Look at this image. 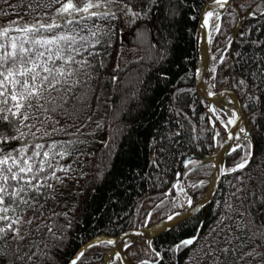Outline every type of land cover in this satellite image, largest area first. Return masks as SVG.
I'll return each instance as SVG.
<instances>
[{"label":"trees","instance_id":"trees-1","mask_svg":"<svg viewBox=\"0 0 264 264\" xmlns=\"http://www.w3.org/2000/svg\"><path fill=\"white\" fill-rule=\"evenodd\" d=\"M207 1L171 0L176 15L169 19L163 11L169 0H163L160 9L144 21L141 33L137 32L140 21H99L111 31L101 37L99 55L88 57L93 67L79 74V84L67 94V103L55 115L58 127L65 131L52 137L75 140L71 135L75 133L84 142L74 143L70 155L59 159V164L70 166V171L57 173L63 182H53L55 199L47 201L44 214L41 216L39 210L44 204L41 198L36 205L37 219L20 226L25 239L9 240L7 247L0 241V248L8 252L7 258L0 256V264H70L96 239L152 227L181 210L174 191L181 165L192 154L212 155L215 136L218 134L220 142L226 133L215 114L209 112V103L200 97L195 81L200 18ZM260 2L234 0L212 43L215 88L236 93L254 140V147L248 139L233 151L227 157V166L236 167L245 159L249 162L224 175L207 209L152 241L140 238L131 244L126 253L132 264H264V203L252 195L264 194V83H260V90L251 89L261 97L259 101L250 99L237 84L241 78L251 82L249 73L256 67L253 57L264 56V15H251ZM49 3L51 0L0 2V26L14 20L21 24L47 20L61 3L35 6ZM13 4L18 6L15 10L9 7ZM43 12L48 17L39 15ZM239 21L241 28L235 37ZM96 22L93 18L91 24ZM153 37L160 39L159 46H154ZM148 53L151 61L147 60ZM87 88L95 92L86 100ZM103 93L109 98L102 101ZM217 111L226 118L223 111ZM213 175V164L198 161L188 168L183 182L192 197V207L204 198ZM53 213H67V217ZM33 215L29 208L23 220ZM68 221L72 227L65 229ZM49 225L57 237L63 235L64 239L53 238ZM190 238H195L193 244L174 249L181 240ZM17 246L19 253L15 251ZM225 247L227 253L222 251ZM37 248L47 255L32 256L31 261L27 256L23 261L17 259L24 253L32 255ZM114 248V244L100 242L77 264H107L106 258ZM154 249L162 259L155 256ZM249 252L252 255H246Z\"/></svg>","mask_w":264,"mask_h":264},{"label":"snow or ice","instance_id":"snow-or-ice-1","mask_svg":"<svg viewBox=\"0 0 264 264\" xmlns=\"http://www.w3.org/2000/svg\"><path fill=\"white\" fill-rule=\"evenodd\" d=\"M0 2L7 4V0ZM162 2L163 0H81L80 3H74L73 0H66L61 3V0H51L49 4L35 6L52 7L55 3H61L47 20L34 19L23 24L14 20L6 26H0V241H4L5 247L9 240L25 239V236L20 234V226L23 223L31 225L33 220L37 219L36 205L41 198L44 204L39 205V210L41 216L44 214L42 209L47 201L55 199L52 194L53 182H63L57 173L70 171V166L60 165L59 159L70 155V148L74 143L84 142L75 133L71 134L76 137L75 140L52 137L65 131L58 127L59 121L55 115L67 103V94L79 84V74L84 69L93 67L88 57L99 55L97 45L101 44V37L111 31H106L107 26L101 25L99 21L121 20L126 24L140 21L137 32L141 33L144 21L154 10L160 9ZM228 2L229 0H215L221 8ZM9 7L15 10L18 6L13 4ZM28 7L35 10L32 4ZM241 8H251V5H241ZM163 11L169 19L176 15L171 0ZM257 13L264 15V0L256 5V11L251 12V15L256 16ZM39 15L48 17L49 14L43 12ZM204 15V24L207 25V18L212 17L213 12L207 11ZM93 18L97 22L91 24ZM159 31L157 28V32ZM153 39L154 46H159L160 39ZM253 60L256 67L250 70L251 82L241 78L237 84L250 99L259 101L261 97L254 95L251 89L260 90V83H264V56L253 57ZM100 63L102 65L103 62ZM97 127H100L99 123ZM14 141L17 143H13ZM246 163L247 159L236 167L243 168ZM45 189L48 190L47 194ZM252 195L264 203V194L259 197H256L255 193ZM191 203V199L187 198V204L190 206ZM29 208L33 210L34 215L24 221L23 215ZM52 215L67 217V213ZM179 215H169L168 220L171 221L174 216ZM47 227L53 238L64 239L63 235L57 237L50 225ZM71 227V221L64 225L65 229ZM35 231L38 232L39 228ZM194 239L181 240L174 249L178 251L181 246L191 245ZM107 243L114 244L115 241L109 239ZM92 246L90 243L86 247ZM15 251L20 252L19 246ZM153 251L155 256L161 257L159 251ZM222 251L227 253L229 249L225 247ZM38 254L42 257L47 255L40 253L37 248V252L32 255L24 253L17 255V259L23 261L27 256L28 261H31L32 256ZM83 255L84 253L80 252L71 264H77V259ZM246 255H252V252ZM0 256L7 258L8 252L0 248Z\"/></svg>","mask_w":264,"mask_h":264},{"label":"water","instance_id":"water-1","mask_svg":"<svg viewBox=\"0 0 264 264\" xmlns=\"http://www.w3.org/2000/svg\"><path fill=\"white\" fill-rule=\"evenodd\" d=\"M234 0H229L228 4L225 5V7L221 8L220 12V21L218 28L221 24L222 17L227 10V8L233 3ZM216 4L215 0H208L202 10L201 18H200V45H199V61L196 68V75H195V81H196V87L198 89L200 97L209 103L210 106H217L221 110L224 108V105L222 104V99L224 96L229 95L231 99L234 102L235 109L239 116V121L234 124L230 129L226 130V134L221 139L219 146L217 150L209 156H204L200 154H192L189 157L185 159L183 164L181 165L180 171L182 169H185L189 162L196 158H201V162L204 164H213L214 165V175L209 183L208 190L204 196V198L194 207H191L188 211H181L179 212V216L175 217L173 220L165 219L158 223L155 226L152 227H144L139 229H132L129 231H126L119 235L116 238H110L111 240H114L115 248L112 250V252L107 256L106 263L109 264V259L111 260L112 257H119L123 260L124 264H132L129 256L126 253V249L135 241H137L140 238H145L148 240H154L156 237L174 229L178 225L182 224L187 219L199 214L203 210L207 209L213 202L219 188L221 181L226 174H230L236 170H239L241 168H230L227 166V157L238 147L230 149L229 146L234 143L237 140V137L243 127H245V131L248 133V135L245 136V140L251 139L253 141V147H254V140L251 136V130L249 127L248 120L244 114L241 102L239 98L237 97L236 93L230 89H223V90H214L213 93H206L202 88V82L204 79L205 72L208 70L209 67V61L211 59V50H212V43L214 41L215 35L218 32V28L215 30V32L212 35V38L210 36V30L208 25L204 24L205 19V13L207 11H210L213 7L212 5ZM241 28V22L239 21L235 37L237 36L239 29ZM225 109V108H224ZM254 154V149L252 152V156ZM249 160L247 161V163ZM246 163V164H247ZM186 175V174H185ZM108 238H99L92 242H90L93 246L99 244L103 241H108ZM89 243V244H90ZM88 244V245H89ZM87 246V245H86ZM84 247L81 249L77 255L73 258L75 259L80 252H83L84 254L91 248V247ZM92 246V247H93ZM81 259H77V262ZM71 264V262H70Z\"/></svg>","mask_w":264,"mask_h":264},{"label":"rangeland","instance_id":"rangeland-1","mask_svg":"<svg viewBox=\"0 0 264 264\" xmlns=\"http://www.w3.org/2000/svg\"><path fill=\"white\" fill-rule=\"evenodd\" d=\"M219 12H221V9H219ZM219 14H220V13H219ZM214 32H215V31H214ZM214 32H213V33H214ZM211 52H212V50H211ZM151 58H152V56H150V54L148 53V54H147V60L150 59L149 61H151ZM215 67H216V66H215V61H214L213 56H212V54H211V59H210V61H209V67H208V70L205 72L204 78H205V77H208V78L213 82V84H214V89H216V88H215V81H214ZM87 91L89 92V95H86V100H87L88 98H90V96L95 92V91H93V89H91V88H87ZM217 91H218V90H217ZM227 96H228V95H227ZM227 96H224V97H223V99H222L223 101H222V102L225 101V99L227 98ZM104 97H105V98H104ZM106 98H109L108 94H107V93H103L101 100L103 101V100H105ZM231 100H232V99H231ZM232 102H233V100H232ZM109 103H110V102H109ZM233 103H234V102H233ZM209 110L211 111V113H214V114H215V116L219 119V122L221 123V125L225 128L223 122L227 119V113H226V110H225L224 108L221 110V109L218 108L217 106H210V105H209ZM217 110H221V111H223V112L225 113V115H226V118H225V119L221 118ZM248 123H249V122H248ZM213 125H216V124L213 123ZM249 127H250V125H249ZM242 129L245 130V127H243ZM225 130H226V129H225ZM250 130H251V129H250ZM240 133H242V135H243V142H242V144L240 145V146H242V145L244 144V142L246 141V140H245L246 131H240ZM215 145H216V148H215V151H216L217 148H218V146H219V142H218V144H215ZM215 151H214V152H215ZM214 152H213V153H214ZM200 160H201V158H199V159L196 158V159L191 160V161L189 162V164L187 165V168L182 169V171H180V169H179V172H178L177 176L175 177V182H174V191L176 192V193H175V197L178 198V204H179V206H180L181 204L184 205L183 207L180 206V208H181L180 211H188V210H190V208H191V206H192V203H191V205L189 206V205L187 204L186 200H185V195H186V194L189 195V193L187 192V190H185V187H184V183H183L184 173L186 172V170H188V168L191 167V165H192L193 162H198V161L201 162ZM180 168H181V167H180ZM177 189H183V191H178ZM189 196H190V195H189ZM190 197H191V196H190ZM191 201H192V197H191ZM159 223H160V222H159ZM156 225H157V224H156ZM154 226H155V225H154ZM109 264H124V262H123V260H122L121 258L115 256V257H112L111 260L109 259Z\"/></svg>","mask_w":264,"mask_h":264},{"label":"bare ground","instance_id":"bare-ground-1","mask_svg":"<svg viewBox=\"0 0 264 264\" xmlns=\"http://www.w3.org/2000/svg\"><path fill=\"white\" fill-rule=\"evenodd\" d=\"M212 7L213 8L210 11L213 12V16L207 18V20H208L207 25H208L209 30H210L211 38H212L213 32L218 28L219 21H220V14H219L220 13L219 12L220 7L217 4H213ZM202 88L206 93H213L214 92V84L208 77H205L203 79ZM222 104L224 105V108H225L226 113H227V119L223 123L227 129H230L234 124H236L239 121V116H238V113L235 109V105L232 102L231 97L229 95L227 96L225 101L222 102ZM229 121H235V123H229ZM242 142H243V135H242V133H239L237 140L234 143H232L229 146V148L230 149L236 148V147L240 146L242 144ZM187 198L191 199V197L186 194L185 195L186 202H187Z\"/></svg>","mask_w":264,"mask_h":264}]
</instances>
